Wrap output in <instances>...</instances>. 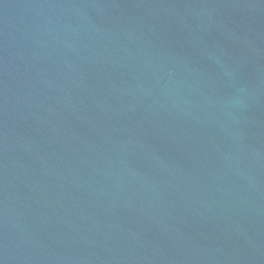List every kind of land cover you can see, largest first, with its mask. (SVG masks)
<instances>
[{
    "label": "water",
    "instance_id": "1",
    "mask_svg": "<svg viewBox=\"0 0 264 264\" xmlns=\"http://www.w3.org/2000/svg\"><path fill=\"white\" fill-rule=\"evenodd\" d=\"M0 264H264V0H0Z\"/></svg>",
    "mask_w": 264,
    "mask_h": 264
}]
</instances>
